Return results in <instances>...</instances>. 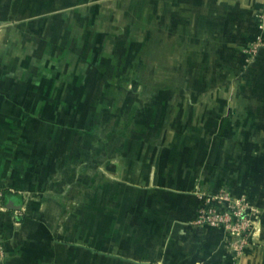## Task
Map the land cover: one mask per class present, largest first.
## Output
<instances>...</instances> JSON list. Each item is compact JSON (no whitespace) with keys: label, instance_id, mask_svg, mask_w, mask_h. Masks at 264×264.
<instances>
[{"label":"crops","instance_id":"0c3cea01","mask_svg":"<svg viewBox=\"0 0 264 264\" xmlns=\"http://www.w3.org/2000/svg\"><path fill=\"white\" fill-rule=\"evenodd\" d=\"M115 2L0 0V264H264V0ZM221 185L258 209L239 255L193 223Z\"/></svg>","mask_w":264,"mask_h":264},{"label":"built area","instance_id":"2783aa9c","mask_svg":"<svg viewBox=\"0 0 264 264\" xmlns=\"http://www.w3.org/2000/svg\"><path fill=\"white\" fill-rule=\"evenodd\" d=\"M264 46V36L257 35L241 49L245 58L256 55ZM3 188L0 187V196ZM199 203L193 217V223L219 228L224 233L225 243L236 255L241 254L251 242L252 235L258 230L259 213L251 195L247 191H234L225 185L216 189L197 192ZM4 249L0 240V257Z\"/></svg>","mask_w":264,"mask_h":264},{"label":"rangeland","instance_id":"374dc122","mask_svg":"<svg viewBox=\"0 0 264 264\" xmlns=\"http://www.w3.org/2000/svg\"><path fill=\"white\" fill-rule=\"evenodd\" d=\"M31 1L32 0H30V7H31ZM133 1H135V3L138 4L140 0H133ZM35 2H37V4L39 5L36 7L35 13H49V12L68 13V14L69 13H79V14L82 13L83 15H86L87 13H99L100 9L101 10L104 9L105 13H108L109 12L108 8L110 7V9L114 10L115 5H116L115 0H35ZM24 3H27V0H24ZM116 8L119 9L117 10V14H119V17L121 16L122 18L123 17V7L118 6ZM132 10H135V8H133ZM134 13L136 14V12ZM240 52H241L240 55H241L242 63L245 66L249 65L254 59L255 55H253L251 58L246 59L244 54L242 53V49ZM147 75L148 77H156V72L148 71Z\"/></svg>","mask_w":264,"mask_h":264},{"label":"trees","instance_id":"16d2710c","mask_svg":"<svg viewBox=\"0 0 264 264\" xmlns=\"http://www.w3.org/2000/svg\"><path fill=\"white\" fill-rule=\"evenodd\" d=\"M37 6H39L38 4H37V2H36V4H35V6H31V7H27V6H24L23 8H24V10H25V12L27 13V12H30V13H32V12H35V10H36V7ZM28 9H29V11H28ZM34 10V11H33Z\"/></svg>","mask_w":264,"mask_h":264}]
</instances>
